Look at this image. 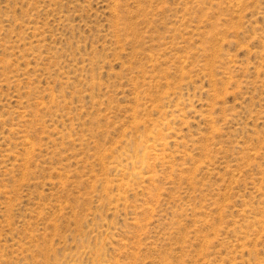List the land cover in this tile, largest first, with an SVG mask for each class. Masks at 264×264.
Here are the masks:
<instances>
[{
    "label": "rangeland",
    "instance_id": "1",
    "mask_svg": "<svg viewBox=\"0 0 264 264\" xmlns=\"http://www.w3.org/2000/svg\"><path fill=\"white\" fill-rule=\"evenodd\" d=\"M0 264H264V0H0Z\"/></svg>",
    "mask_w": 264,
    "mask_h": 264
}]
</instances>
